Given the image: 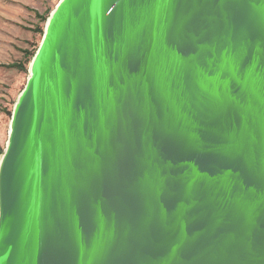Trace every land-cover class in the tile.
Instances as JSON below:
<instances>
[{"label": "water", "instance_id": "obj_1", "mask_svg": "<svg viewBox=\"0 0 264 264\" xmlns=\"http://www.w3.org/2000/svg\"><path fill=\"white\" fill-rule=\"evenodd\" d=\"M0 264H264V0H59L0 156Z\"/></svg>", "mask_w": 264, "mask_h": 264}, {"label": "rangeland", "instance_id": "obj_2", "mask_svg": "<svg viewBox=\"0 0 264 264\" xmlns=\"http://www.w3.org/2000/svg\"><path fill=\"white\" fill-rule=\"evenodd\" d=\"M58 1H6L13 6L12 21L8 19L7 30L0 32L4 38L12 36V41H7V62L0 64V156L7 141L14 103L26 83L29 65L42 39L46 20Z\"/></svg>", "mask_w": 264, "mask_h": 264}, {"label": "crops", "instance_id": "obj_3", "mask_svg": "<svg viewBox=\"0 0 264 264\" xmlns=\"http://www.w3.org/2000/svg\"><path fill=\"white\" fill-rule=\"evenodd\" d=\"M9 0H0V30H7L6 21L9 19L12 21V13H13V6L9 3H6ZM22 3L23 0H11ZM11 35H13V31L10 30ZM12 41V36L8 38H4L3 33L0 32V64L7 62V41Z\"/></svg>", "mask_w": 264, "mask_h": 264}, {"label": "trees", "instance_id": "obj_4", "mask_svg": "<svg viewBox=\"0 0 264 264\" xmlns=\"http://www.w3.org/2000/svg\"><path fill=\"white\" fill-rule=\"evenodd\" d=\"M12 65H14V64H12Z\"/></svg>", "mask_w": 264, "mask_h": 264}]
</instances>
